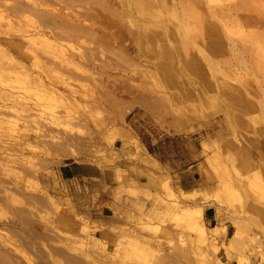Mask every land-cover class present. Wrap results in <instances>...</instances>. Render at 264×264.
Here are the masks:
<instances>
[{
  "label": "rangeland",
  "instance_id": "rangeland-1",
  "mask_svg": "<svg viewBox=\"0 0 264 264\" xmlns=\"http://www.w3.org/2000/svg\"><path fill=\"white\" fill-rule=\"evenodd\" d=\"M0 7L48 36L71 33L50 37L75 55L66 66L1 26L5 65L19 67L0 72V89L25 107L0 113L1 145L25 158L0 148L4 264H264V0ZM43 69L56 98L29 82ZM74 163L90 176L67 173ZM198 201L226 228L210 246L183 215Z\"/></svg>",
  "mask_w": 264,
  "mask_h": 264
},
{
  "label": "bare ground",
  "instance_id": "bare-ground-1",
  "mask_svg": "<svg viewBox=\"0 0 264 264\" xmlns=\"http://www.w3.org/2000/svg\"><path fill=\"white\" fill-rule=\"evenodd\" d=\"M1 1V0H0ZM34 6L35 8L41 10L40 4L37 2H30L29 4L27 3L25 5V7H29V6ZM20 8H24V7H13L14 10L18 11ZM6 21V23H8L11 27L9 28L8 31H6L7 34H9V36L6 38L8 40V42H16L21 36L24 38H27L28 40H31L35 43V45L37 47H43L44 45H49L50 48H52V55L53 57H57V58H61V63L66 65V66H70L75 59V55L74 54H69L66 55L64 53V49L59 46V44H57L55 41L51 40L52 36H56L57 34L61 33V34H65V35H71V33L68 32H55L54 34H51L50 36H48L46 34V31L43 27V25L41 23H33L31 24L33 27L32 28H28V26L22 25L19 22H15L14 19H12L11 15L9 14V12H7L5 9H2L0 7V33L4 34V30L1 28L2 24ZM58 36V35H57ZM56 36V37H57ZM61 53H64L63 55ZM6 58H11L13 59L10 54L6 51V49L2 48V46L0 45V72H5L6 70H8L11 73H15L16 74V70L19 67V62L16 61L14 64H11V67L8 69V66L5 65ZM2 60V61H1ZM53 62V67H49V69L53 70L52 68H54L58 61L56 59L52 60ZM47 69H43L42 72H40L37 75H29V82L32 85H37V86H41L44 88H48L50 92L46 93V97L50 96L53 98L57 97V94L59 92V88L58 85L56 83L52 84L51 86L48 87V85L46 84V78L43 75L44 71H46ZM16 71V72H15ZM50 76H56V74H52L50 73ZM57 77V76H56ZM58 78L60 79V82L70 86L72 83V78H74L73 76H66V75H61L58 76ZM56 82H58L56 80ZM72 92H80L77 89H73L71 88ZM60 93V92H59ZM61 96L65 97L66 94L61 93ZM18 100L19 99V95L16 94L13 90H4V89H0V113H2V108L7 107V108H11V107H17L20 108L22 107L23 109H25L24 106H19L18 104L20 103ZM8 101L11 102V104H8ZM176 111V109L173 108H167L166 109V115H170V114H174ZM9 123V120L4 117L3 115L0 117V138L3 139L4 136L7 135V129L5 127V124ZM21 138V137H20ZM15 144H21L20 139L16 140ZM18 146L15 147H10V146H3L0 143V148L2 149L3 153H6L8 155V160L15 162V163H19L22 162L24 163V157H21L19 154H15L14 151L19 150L17 148ZM70 157L75 158V159H79L80 155L79 152H71L69 154ZM10 165V164H7ZM10 170V169H9ZM217 199H219L217 197ZM209 200V198L207 197V201ZM204 201H198L196 202L195 205H193L192 207H186L183 211V215L185 216L187 222L189 224H192L194 226V228L199 231L200 233V239L201 241L210 246L212 244H215L218 242V239L220 236H222L225 231L226 228L225 227H221V226H213V227H206V226H200L199 225V219L202 218L203 216V212L205 209V206L203 204ZM240 257H243L242 253L241 255H239ZM9 258L7 255L6 250H4L3 247L0 246V264H4V261H6V259Z\"/></svg>",
  "mask_w": 264,
  "mask_h": 264
},
{
  "label": "crops",
  "instance_id": "crops-1",
  "mask_svg": "<svg viewBox=\"0 0 264 264\" xmlns=\"http://www.w3.org/2000/svg\"><path fill=\"white\" fill-rule=\"evenodd\" d=\"M84 164H70L68 168H66L67 173H70L72 176H90V173L85 171ZM217 220V212L214 207L207 206L204 209L203 216L200 218L199 225L206 227H213Z\"/></svg>",
  "mask_w": 264,
  "mask_h": 264
}]
</instances>
